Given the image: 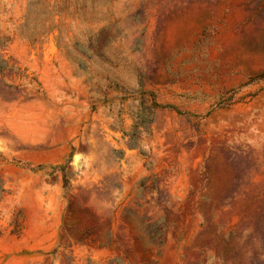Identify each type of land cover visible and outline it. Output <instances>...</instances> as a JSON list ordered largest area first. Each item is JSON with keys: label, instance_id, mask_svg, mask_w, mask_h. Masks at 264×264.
Segmentation results:
<instances>
[{"label": "rangeland", "instance_id": "1", "mask_svg": "<svg viewBox=\"0 0 264 264\" xmlns=\"http://www.w3.org/2000/svg\"><path fill=\"white\" fill-rule=\"evenodd\" d=\"M0 264H264V0H0Z\"/></svg>", "mask_w": 264, "mask_h": 264}]
</instances>
